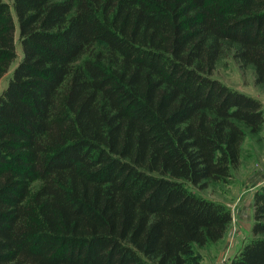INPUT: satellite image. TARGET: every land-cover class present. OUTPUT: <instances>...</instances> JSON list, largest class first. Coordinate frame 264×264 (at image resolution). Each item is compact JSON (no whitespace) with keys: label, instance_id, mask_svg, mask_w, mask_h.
<instances>
[{"label":"trees","instance_id":"16d2710c","mask_svg":"<svg viewBox=\"0 0 264 264\" xmlns=\"http://www.w3.org/2000/svg\"><path fill=\"white\" fill-rule=\"evenodd\" d=\"M0 264H189L233 219L228 180L264 102V0H0ZM39 180L34 189L33 182ZM228 264H264V182Z\"/></svg>","mask_w":264,"mask_h":264},{"label":"rangeland","instance_id":"374dc122","mask_svg":"<svg viewBox=\"0 0 264 264\" xmlns=\"http://www.w3.org/2000/svg\"><path fill=\"white\" fill-rule=\"evenodd\" d=\"M16 46L18 56L12 62L7 73L0 80V91L7 85L9 76L11 75L15 65L21 59L23 50L19 39V28L16 31ZM213 76L218 77L231 86L244 90H257L259 87L264 93V83H255L254 67L252 65L242 66L233 56V49L227 47L216 63ZM248 93V92H247ZM252 94V93H250ZM254 95V94H253ZM256 136V133H251ZM264 134V132H262ZM264 135H259L257 142L253 136L249 137L244 145L243 161L238 167L233 169V175L228 180H209L208 185L200 191L206 196L225 202L232 209L233 219L229 223L225 235L206 245H196L197 262L190 260L189 264H228L232 256L238 251L244 240L251 235V225L248 212L243 213L241 218L236 217L235 208L238 207V192L244 186L254 183L248 177L252 171V163L254 161H264ZM254 143L253 151L250 144ZM254 153V154H253ZM253 154V155H252ZM260 158V160L256 157ZM254 157L256 159H254ZM244 163V164H243ZM40 181L33 182L35 189ZM248 196V195H247ZM251 219V218H250Z\"/></svg>","mask_w":264,"mask_h":264},{"label":"crops","instance_id":"0c3cea01","mask_svg":"<svg viewBox=\"0 0 264 264\" xmlns=\"http://www.w3.org/2000/svg\"><path fill=\"white\" fill-rule=\"evenodd\" d=\"M242 90H244V89H242ZM244 91L254 94L255 96L259 97L264 102V93L262 92V90L259 87L255 91L254 90H244ZM262 132H264V128L260 133H256V136L251 134V132H248V135L245 138L243 145H242L241 163L243 161H245V159H246V157H244V150H245L244 145H245L246 141H249V137L253 136L255 139V143H256L259 135H264V134H262ZM262 138L264 140V137H262ZM254 145H255L254 143L250 144L252 152H254L253 151ZM256 158H258L260 160L259 156ZM256 158L254 157V159H256ZM252 165H253L252 171H251L248 178L250 180H252L254 183H252L251 185L244 186L242 190L240 189V191L238 192V196H237L238 201L236 202V205L238 204V207L235 208L236 217H238V218H241L243 216L242 215L243 213L248 212L249 220L247 222L249 224L253 223V201H254L255 190L264 182V161H262V160L258 161V162L254 161V163H252ZM250 225H251V229H252V224H250Z\"/></svg>","mask_w":264,"mask_h":264}]
</instances>
